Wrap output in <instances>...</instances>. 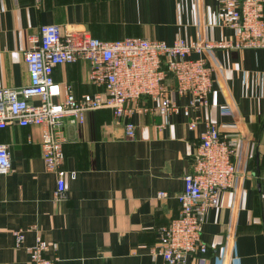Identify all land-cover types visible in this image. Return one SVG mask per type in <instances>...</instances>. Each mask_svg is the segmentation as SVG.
<instances>
[{"label": "crops", "instance_id": "0c3cea01", "mask_svg": "<svg viewBox=\"0 0 264 264\" xmlns=\"http://www.w3.org/2000/svg\"><path fill=\"white\" fill-rule=\"evenodd\" d=\"M219 0H0V87L29 83L23 51L45 24L89 30L101 39L142 36L173 43L235 38ZM213 90L205 108L164 115L146 108L147 97L129 103L130 114L102 107L82 124L66 121L62 198L57 175L42 157L43 127L12 123L0 129L12 169L0 175V264H29L27 246L37 237L55 242L57 264H168L152 257L160 229L180 212L177 193L192 170L206 123L237 139L232 186L220 193L202 225L208 245L187 264H264V47H216L203 52ZM89 64L59 65L54 77L77 95L101 89L88 79ZM172 97L183 106L190 95ZM140 110H138V109ZM195 119V128L188 127ZM135 124L128 136L126 122ZM161 190L167 197L158 196ZM25 232L16 246L14 231Z\"/></svg>", "mask_w": 264, "mask_h": 264}, {"label": "built area", "instance_id": "2783aa9c", "mask_svg": "<svg viewBox=\"0 0 264 264\" xmlns=\"http://www.w3.org/2000/svg\"><path fill=\"white\" fill-rule=\"evenodd\" d=\"M225 24L235 29L233 39L208 40L204 43L177 39L173 43L142 36L101 39L89 30H65L60 24H45L37 35L29 36L24 59L29 83L20 87H0V129L12 123L43 127L42 157L46 169L57 175L55 197L62 198L66 177L76 178V171L63 167L66 142L65 122L82 124L86 113L102 107L115 115L130 114L129 103L142 97L152 101V113H178L189 107L205 108L213 90L212 68L203 52L216 47H264V0H219ZM89 64L88 79L101 87L93 93L77 95L68 83L54 77L59 65L77 61ZM190 95L187 106L179 105L171 95ZM138 109V108H137ZM140 110V109H138ZM190 120L188 127L195 128ZM126 134L135 136V124L128 120ZM238 139L222 132L208 121L201 143L194 155L193 168L184 176V189L177 193L179 215L160 229L157 242L150 247L152 257H163L168 264H187L188 259L204 254L208 245L202 238L206 212L217 206L220 193L233 184L236 173ZM12 169L11 152L0 144V175ZM161 190L158 196L167 197ZM15 245L25 240L22 229L14 231ZM57 244L37 237L27 246L29 264H57L58 257L48 255Z\"/></svg>", "mask_w": 264, "mask_h": 264}]
</instances>
